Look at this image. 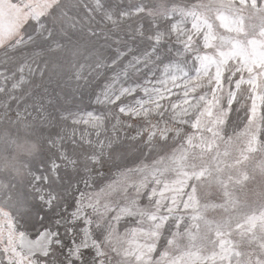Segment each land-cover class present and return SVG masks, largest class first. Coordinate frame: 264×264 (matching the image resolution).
Segmentation results:
<instances>
[{"label": "rangeland", "instance_id": "obj_1", "mask_svg": "<svg viewBox=\"0 0 264 264\" xmlns=\"http://www.w3.org/2000/svg\"><path fill=\"white\" fill-rule=\"evenodd\" d=\"M0 264H264V0H0Z\"/></svg>", "mask_w": 264, "mask_h": 264}, {"label": "snow or ice", "instance_id": "obj_2", "mask_svg": "<svg viewBox=\"0 0 264 264\" xmlns=\"http://www.w3.org/2000/svg\"><path fill=\"white\" fill-rule=\"evenodd\" d=\"M253 4H255V0H253Z\"/></svg>", "mask_w": 264, "mask_h": 264}]
</instances>
